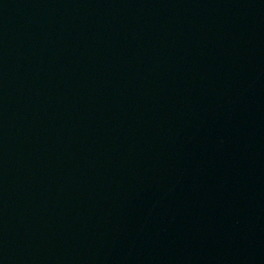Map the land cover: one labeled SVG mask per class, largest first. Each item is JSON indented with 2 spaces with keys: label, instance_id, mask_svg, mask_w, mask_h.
Masks as SVG:
<instances>
[{
  "label": "water",
  "instance_id": "water-1",
  "mask_svg": "<svg viewBox=\"0 0 264 264\" xmlns=\"http://www.w3.org/2000/svg\"><path fill=\"white\" fill-rule=\"evenodd\" d=\"M0 264H264V0H0Z\"/></svg>",
  "mask_w": 264,
  "mask_h": 264
}]
</instances>
